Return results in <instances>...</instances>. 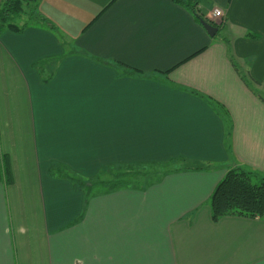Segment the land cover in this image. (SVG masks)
Returning a JSON list of instances; mask_svg holds the SVG:
<instances>
[{
	"label": "crops",
	"instance_id": "obj_1",
	"mask_svg": "<svg viewBox=\"0 0 264 264\" xmlns=\"http://www.w3.org/2000/svg\"><path fill=\"white\" fill-rule=\"evenodd\" d=\"M200 8L217 36L173 0H40L58 32L0 35V264H264V218L209 203L230 169L264 175V0ZM168 163L88 201L50 174Z\"/></svg>",
	"mask_w": 264,
	"mask_h": 264
},
{
	"label": "trees",
	"instance_id": "obj_2",
	"mask_svg": "<svg viewBox=\"0 0 264 264\" xmlns=\"http://www.w3.org/2000/svg\"><path fill=\"white\" fill-rule=\"evenodd\" d=\"M173 1L188 9L202 25L203 22L210 23L214 26L217 25L203 14L200 8V0ZM39 4L40 0H2L0 4V35L7 30L21 33L29 27L46 24L51 30L58 32L56 25L48 21L47 18L41 14ZM223 23H225V21L219 24V28H221ZM61 38L66 40L63 36H61ZM68 53H73V50L70 49ZM96 60L105 65L123 67L127 74L137 72L136 69L131 68L123 62L105 61L101 58H96ZM48 64V59L40 60L34 64V66L40 70L41 74L45 76L44 81L46 82L50 81L53 76V74H48L46 71V66ZM5 157L4 167L0 165V179L4 174L5 182L11 184L13 182V174L10 158H7V156ZM126 167L132 168L134 166ZM193 168L208 169L209 165L197 164L194 165ZM62 170H64V172H62ZM171 171L173 170H165L151 179L148 178L145 182L152 183L158 181L165 173ZM61 172L62 174H60ZM50 174L52 176L60 175L69 178L76 187L85 193L86 201L99 190H102L99 189L95 191L94 186L98 189V186L106 184L104 181L97 182L94 180L95 182L93 184L87 186L86 181L89 180L74 176L68 168L56 164L50 169ZM119 175L120 174L117 176ZM117 179H119V177H117ZM120 185L140 186L139 183H133L132 181L127 182L118 180L110 183V188L107 190L114 189ZM209 203L212 207V216L214 220L228 215L264 218V175L241 167L230 169L216 186Z\"/></svg>",
	"mask_w": 264,
	"mask_h": 264
},
{
	"label": "rangeland",
	"instance_id": "obj_3",
	"mask_svg": "<svg viewBox=\"0 0 264 264\" xmlns=\"http://www.w3.org/2000/svg\"><path fill=\"white\" fill-rule=\"evenodd\" d=\"M221 23V22H220ZM218 23V24H220ZM175 163H168V164H159V165H150L146 167H137L134 166L132 168H128L126 166L121 167L120 170L116 169H108L105 173L100 174L99 176L95 178H91L89 181H86V185L89 186L90 184H93L95 181L101 182L104 181L106 184L98 186L96 189V186H94L95 191L102 189L107 190L110 188V183L115 181H127V182H133V183H145V180L147 181L148 178L151 179L155 177L158 173H161L165 170H171L174 168ZM120 174L119 176H117ZM119 177V179H117ZM95 180V181H94ZM85 182V181H84Z\"/></svg>",
	"mask_w": 264,
	"mask_h": 264
},
{
	"label": "water",
	"instance_id": "obj_4",
	"mask_svg": "<svg viewBox=\"0 0 264 264\" xmlns=\"http://www.w3.org/2000/svg\"><path fill=\"white\" fill-rule=\"evenodd\" d=\"M203 25L210 36H215L218 33L219 28L217 26H214L210 23L203 22Z\"/></svg>",
	"mask_w": 264,
	"mask_h": 264
},
{
	"label": "built area",
	"instance_id": "obj_5",
	"mask_svg": "<svg viewBox=\"0 0 264 264\" xmlns=\"http://www.w3.org/2000/svg\"><path fill=\"white\" fill-rule=\"evenodd\" d=\"M213 17L218 18L220 22L225 21L224 15H223V10L219 7H216L213 9L212 12Z\"/></svg>",
	"mask_w": 264,
	"mask_h": 264
}]
</instances>
